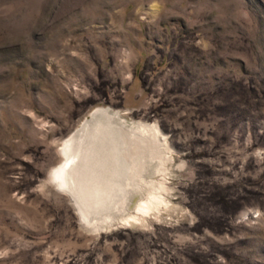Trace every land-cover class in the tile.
<instances>
[{
  "label": "rangeland",
  "instance_id": "rangeland-1",
  "mask_svg": "<svg viewBox=\"0 0 264 264\" xmlns=\"http://www.w3.org/2000/svg\"><path fill=\"white\" fill-rule=\"evenodd\" d=\"M97 108L155 159L86 224L50 174ZM0 264H264V0H0Z\"/></svg>",
  "mask_w": 264,
  "mask_h": 264
},
{
  "label": "bare ground",
  "instance_id": "bare-ground-1",
  "mask_svg": "<svg viewBox=\"0 0 264 264\" xmlns=\"http://www.w3.org/2000/svg\"><path fill=\"white\" fill-rule=\"evenodd\" d=\"M90 117L62 141L64 162L50 174L51 181L70 196L80 220L86 224H93L105 205L117 209L129 200L132 179H139L143 168V148L154 158L151 129L145 125L135 128L120 124L119 117L106 108H97ZM148 197L139 200L138 211L144 213L158 199Z\"/></svg>",
  "mask_w": 264,
  "mask_h": 264
}]
</instances>
